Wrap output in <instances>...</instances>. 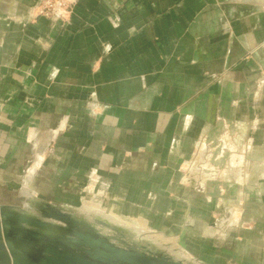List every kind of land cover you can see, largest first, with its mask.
I'll use <instances>...</instances> for the list:
<instances>
[{"label":"crops","instance_id":"obj_1","mask_svg":"<svg viewBox=\"0 0 264 264\" xmlns=\"http://www.w3.org/2000/svg\"><path fill=\"white\" fill-rule=\"evenodd\" d=\"M36 1L0 12V201L85 189L113 210L90 197L78 214L201 225L213 264L241 230L263 264L264 0H76L65 20Z\"/></svg>","mask_w":264,"mask_h":264},{"label":"water","instance_id":"obj_2","mask_svg":"<svg viewBox=\"0 0 264 264\" xmlns=\"http://www.w3.org/2000/svg\"><path fill=\"white\" fill-rule=\"evenodd\" d=\"M28 204L0 201V264H188L104 220L77 217L68 205L38 197ZM95 224L114 234L103 235Z\"/></svg>","mask_w":264,"mask_h":264},{"label":"rangeland","instance_id":"obj_3","mask_svg":"<svg viewBox=\"0 0 264 264\" xmlns=\"http://www.w3.org/2000/svg\"><path fill=\"white\" fill-rule=\"evenodd\" d=\"M11 2L12 0H0V12L3 11V13H11L10 10V6H11ZM76 0H37L36 1V5L34 8V12H35V16L36 19L37 18H42V19H60V20H65V19H70V17L73 14L74 11V6H75ZM9 15V14H8ZM8 19V18H7ZM15 19V14L14 15H9V20L14 21ZM216 101L213 100V104H215ZM244 105V104H243ZM214 106V105H213ZM245 108H241V111L244 109V111H248L249 112V107L244 106ZM249 123L246 122L245 120L240 121L238 123H235L234 121H228V128L229 130H233V129H240V133L238 136H234L235 134H233V136H231V138L229 137V139L237 144V145H241V143L243 141H245L248 137L247 135V131L249 129ZM247 130V131H246ZM239 131V130H238ZM242 140V141H240ZM248 156H250V152L247 154ZM256 155H258V153H256ZM231 153L228 152L226 157L222 159V161L227 160L226 164L229 163V161L231 160ZM219 160H216L215 158L213 159V163H218ZM187 172V169L185 170ZM219 180L218 178L215 179V181ZM40 184H42L40 186V188L44 185V181L43 178H41V180L39 181ZM45 187V185H44ZM43 188V187H42ZM228 194L230 195V192H234L235 188H233L232 186L228 185ZM251 192V191H250ZM249 193L250 196H252V193ZM71 194H66L65 199L61 200V201H54V200H49L48 197L52 196L53 194L51 193H39L40 196H38V198L42 199V200H46L58 205H71V206H78L80 203H82L83 198H90V197H94L96 202H100L102 203L103 206H107L108 208L112 207L111 210H113V204L114 202L110 201L108 199L107 195L104 194H97V193H90L89 191H85V189L83 190V192H81L79 195H77L78 198H74L75 193L70 192ZM26 198H20L18 201H11L9 202V200H6V202L8 203H13L16 205H19L20 207L23 208H28L30 206H27L25 203ZM255 202V201H254ZM29 205V204H28ZM249 214V213H248ZM77 217H81L80 214H77ZM92 221H94V217H86ZM178 218V217H177ZM123 219V218H122ZM158 219L155 217V220ZM181 219V218H180ZM129 224V221H127ZM146 223V222H145ZM139 225H141L140 223H138ZM156 221H152V223H149V225L146 223V228L149 231H154V232H144L141 230L142 233H144L147 237L156 240L157 242H159L161 245H163L164 251L165 253L173 256V258L175 260H181L184 261L188 264H213L211 262V257L215 258V259H219V258H223V257H219L221 256L219 254V251H215L214 254L210 255V251L212 252L213 249H205L203 247H199V246H203L205 240L203 239V236H201V233H199L201 225H197V224H193L188 225V226H184L186 229V232H181L179 229L175 227L176 225L171 224V222L169 224H165V221L163 220L162 223L157 224L159 228H155L152 225H155ZM98 229L100 230V232L103 235L106 234H114L109 228H106L100 224H95ZM156 226V225H155ZM240 228H247L250 226V223H245V222H241L240 224ZM187 228L191 229V230H187ZM241 238H238V244H237V249L234 250L235 252H237L236 257H230L228 258L226 261L225 259L222 262L217 261L216 264H249V259L250 257L257 255L260 251V249H256V248H251L249 246L250 243V239H246L245 235H243L241 233V230H239L237 232V235ZM217 244H220V240H215ZM112 242L117 243L118 245H121L119 242H117L116 240H112ZM177 246V247H174ZM264 252V250H262ZM210 257V259H209ZM226 257V256H225ZM239 259V260H238ZM220 260V259H219ZM251 260V259H250ZM221 261V260H220ZM264 264V260L262 262Z\"/></svg>","mask_w":264,"mask_h":264},{"label":"bare ground","instance_id":"obj_4","mask_svg":"<svg viewBox=\"0 0 264 264\" xmlns=\"http://www.w3.org/2000/svg\"><path fill=\"white\" fill-rule=\"evenodd\" d=\"M70 209H72V208H70ZM72 210H74V209H72ZM74 212L77 213L75 210H74ZM97 214H99V216L95 217L94 222L98 223L99 221L104 220V221L108 222V224L115 225L120 230L127 232V235L129 237H131V239H133L137 242L147 243L150 248H152L153 250H155L157 252L164 249L163 245H161L159 242H157L154 239L147 237L144 233L140 232L139 229L133 228V227H131V225L129 226V224H125L124 220H123V222H124L123 223V222H121L122 221L121 219H120L121 221H118L112 215L105 214V213H98V212H97ZM87 215L88 214H86L85 217H87ZM90 217H92V216H90Z\"/></svg>","mask_w":264,"mask_h":264}]
</instances>
